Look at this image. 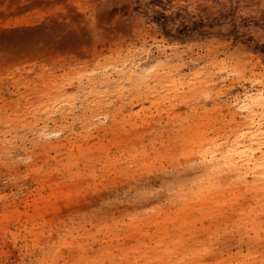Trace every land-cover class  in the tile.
<instances>
[{
    "label": "rangeland",
    "instance_id": "374dc122",
    "mask_svg": "<svg viewBox=\"0 0 264 264\" xmlns=\"http://www.w3.org/2000/svg\"><path fill=\"white\" fill-rule=\"evenodd\" d=\"M203 3L0 0L1 35L39 29L0 38V264H264V110L241 121L228 107L264 80V0L231 12L243 18L228 40L235 0L211 15ZM156 58L158 74L131 73ZM195 59L229 69L211 101L179 83ZM97 69L124 89L60 139L33 135L39 105ZM210 129L222 141L204 149L218 153L209 167Z\"/></svg>",
    "mask_w": 264,
    "mask_h": 264
},
{
    "label": "snow or ice",
    "instance_id": "6c2138e0",
    "mask_svg": "<svg viewBox=\"0 0 264 264\" xmlns=\"http://www.w3.org/2000/svg\"><path fill=\"white\" fill-rule=\"evenodd\" d=\"M229 4H232V0H228ZM242 0H235V6L229 9V17L232 20L231 27L229 29L228 25H225L226 29H229L226 34L222 37L224 40H228L230 36L236 35L237 23L236 21L242 20V13H238L236 17H231V12L236 10V7H242ZM223 7L220 0H205V3L199 5V10L207 9L206 15H211L217 8ZM219 22V21H217ZM198 27V26H197ZM218 34V33H217ZM235 43V41H232ZM170 48L180 51L183 48L181 55H190L191 51L188 46L180 44H170ZM143 56V50H141ZM155 49L153 48L152 53L154 54ZM168 56L169 65L175 59V57L168 52H165ZM178 63V61H177ZM165 66V62L159 58H156L155 62L151 67L147 65L141 68L140 63H134L130 69L131 73L147 79L148 75L158 74L159 70ZM186 69L184 77L179 81L181 86L187 81L190 85H197L198 88L203 87L204 94L202 99L211 101L213 96L208 91V85L215 84L217 89H220L221 80L224 78V73L229 71V69L223 67L218 63H212L209 61L206 63L203 59H195L193 61L184 63L180 65ZM109 70H99L94 72H88L85 75L89 77V82L84 83L83 77H81V83L79 86L73 85V91L71 95L65 96L63 93H59L60 99L56 98V95H51L48 98L47 106L41 104V113L38 119V124L43 122V127L38 128L33 135H38L41 140L48 139L50 137H55L60 139L66 134L67 130L75 129L80 123L77 117L81 119L86 117L88 113L94 112L96 108H103L104 103L114 97L117 92L124 89L125 82L123 78L112 74V78H107L109 76ZM171 77L172 73L168 72ZM253 84L260 85L258 89H249L248 93H241L236 95L235 93H228L229 96L233 97V100L228 104V107L233 110L234 119L238 118L243 121L248 118L247 114L254 111V109L259 108L264 110V80L252 81ZM54 93L57 92L56 89L53 90ZM219 96H223V91H218ZM103 98V100L101 99ZM63 101V102H62ZM261 121V131L259 136L261 140H264V111L259 113ZM101 119H107V117H102ZM50 125L54 127H49ZM231 135L239 136L243 133V129L236 130ZM207 135L213 137V139L206 140L203 142L202 149L199 155L202 159L198 162L203 165L211 166L212 161L208 160L209 154L215 156L218 155L216 152H209L204 150L205 148L210 149L212 145L216 148L220 147L222 136L217 135L214 130H209ZM246 135V134H245ZM264 148V144H262ZM195 166V165H194ZM157 191H160L159 189ZM154 193H137V199H143L147 195H152Z\"/></svg>",
    "mask_w": 264,
    "mask_h": 264
},
{
    "label": "bare ground",
    "instance_id": "6f19581e",
    "mask_svg": "<svg viewBox=\"0 0 264 264\" xmlns=\"http://www.w3.org/2000/svg\"><path fill=\"white\" fill-rule=\"evenodd\" d=\"M15 16H16V15H15ZM36 29H37V28H36ZM36 29H35V30H36ZM35 30H31V31H30V29H28V30L25 29V30H22V31H19V32H18V31H6V32H4V33L2 32V33H3V34H2L3 37H2V35L0 34V36H1L0 38H3V39H7V38H9V41H10V39L12 40V39H14V38H18V37H16V35H17L16 32H18V33L26 32V34H30V33H33V31H35ZM38 30H39V29H37L35 32H37ZM0 33H1V32H0ZM68 38L71 39L70 36H68ZM69 39H68V40H69Z\"/></svg>",
    "mask_w": 264,
    "mask_h": 264
}]
</instances>
